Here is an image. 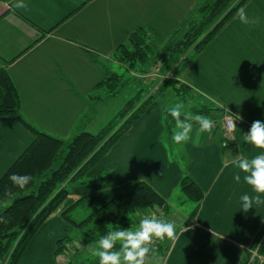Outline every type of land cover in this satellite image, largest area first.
I'll return each mask as SVG.
<instances>
[{"label":"crops","instance_id":"1","mask_svg":"<svg viewBox=\"0 0 264 264\" xmlns=\"http://www.w3.org/2000/svg\"><path fill=\"white\" fill-rule=\"evenodd\" d=\"M202 1L23 0L27 7L17 8L18 0H0V69L6 67L20 94L24 119L65 142L80 132H98L105 112L100 125L88 112L114 99L100 84L114 66L127 70L114 58L116 49L140 28L162 38L174 35ZM243 8L260 23L244 25L235 15L178 73V80L203 100L199 108L209 105L242 116L234 132H225L220 121L211 133L197 134L193 120L192 138L178 144L172 139L175 125L169 136L164 121L169 107L156 98L89 171L86 183L70 185L72 198L100 204L142 181L164 197L170 208L161 219L175 221L177 237L161 241L151 264H242L264 227V204L241 210L240 197L254 193L243 173L239 183L234 179L235 156L251 158L260 151L243 134L253 121H264V0H249ZM113 109L110 116L119 111ZM33 140L23 122L0 115V176ZM185 176L202 189L200 201L180 191ZM71 230L61 211L55 212L18 264H61L57 242ZM256 264H264V252Z\"/></svg>","mask_w":264,"mask_h":264},{"label":"trees","instance_id":"2","mask_svg":"<svg viewBox=\"0 0 264 264\" xmlns=\"http://www.w3.org/2000/svg\"><path fill=\"white\" fill-rule=\"evenodd\" d=\"M248 1L203 0L174 35L162 38L152 30L140 28L130 34L127 44L116 49L114 58L128 64L129 69L152 58L154 62L161 60L166 69L189 52L195 56L203 51ZM160 42H165L166 54L158 49ZM122 78V75L112 72L100 86L108 89L111 96L116 95L119 87L125 85ZM167 83L165 87L176 82L168 80ZM175 89L185 92L190 87L180 84ZM154 99V96H150L137 108L134 101H129L118 115L122 119L121 123L110 122L97 133L80 132L67 144L24 119L20 94L6 67L0 69V115L15 117L34 135L33 142L7 172L0 176V218H3V222H0V264H18L32 237L57 211H61L63 218L81 231L82 235L78 238L88 243L91 240L97 242L100 237L116 228L136 225L140 222L138 215L142 211L159 209L166 213L169 210L170 203L143 181L130 192L104 204L88 197L72 198L69 189L73 183H86L89 171L144 114ZM195 111L214 119L217 117L215 112L220 109L205 105L195 108ZM165 125L171 136L175 120L168 110L165 113ZM58 162L59 166L55 167ZM13 173L29 175L32 180L24 189H20L9 179ZM180 191L194 202L200 201L204 195L200 186L189 176L183 177ZM77 207L88 210L87 217L81 221L72 216ZM68 238L69 236L58 241V255L65 247V242L70 240ZM256 244L262 254L264 227L253 245ZM257 260L255 257L250 258L249 254L242 264H256ZM68 263L71 260L66 264Z\"/></svg>","mask_w":264,"mask_h":264},{"label":"clouds","instance_id":"3","mask_svg":"<svg viewBox=\"0 0 264 264\" xmlns=\"http://www.w3.org/2000/svg\"><path fill=\"white\" fill-rule=\"evenodd\" d=\"M15 6L17 8L27 7L23 0H18ZM236 15L244 25L260 23L258 17H249L243 7L238 9ZM168 111L175 120L176 131L173 133L172 139L178 144L186 143L192 138L193 120L199 125L197 134L211 133L215 126V122L208 117L193 116L191 113L185 112L184 105L181 103H177ZM233 116L236 119H229L230 130L237 127L236 121L243 119L240 115ZM243 140L253 148L260 150L259 154L251 158L236 155L233 159V164L238 169L234 176L235 181L239 183L241 181L240 173H243V181L254 193V195L245 193L240 197L241 210L246 213L254 208V205L264 204V199H262L264 197V121H253L248 132L243 134ZM9 179L15 186L24 189L31 182L32 177L13 173ZM0 222H3V218H0ZM176 228L175 221L144 215L140 219L138 228L119 227L100 237L97 241L98 247L93 250V254L98 257L99 264H151L154 253L152 246L155 241L175 240L177 237ZM187 230L185 228L184 232Z\"/></svg>","mask_w":264,"mask_h":264},{"label":"rangeland","instance_id":"4","mask_svg":"<svg viewBox=\"0 0 264 264\" xmlns=\"http://www.w3.org/2000/svg\"><path fill=\"white\" fill-rule=\"evenodd\" d=\"M164 44L165 42H160L158 49L163 54L164 53L166 54V50L164 49ZM193 55L194 54H191L190 52L185 54L177 62H174V64L170 65V67H166V69L164 67V63L161 62V60L158 62H154L152 58L144 63L135 64L134 67L130 69L128 68V64L116 59V61L125 65L127 68V70L122 69L117 66H114L113 68L116 71V72L115 71L113 72L118 73L119 75L123 76L122 82L125 85H122L119 87V92L116 95H112L114 96V99H110L106 101L104 105H99L94 108H91L88 112L90 113L89 117H94V119L97 117L96 120L99 121V125H100V122H101L100 116L103 112H105L104 113L105 116L102 118L105 125L102 128L106 127L110 122H113V121L121 123L122 119L118 115L127 106L129 101H134L135 108H137L145 101V99L149 98L150 96H154L155 99L156 98L160 99L169 108L174 107L177 103H181L184 105L185 112L191 113L192 115L197 113L195 112V108H199L198 102L204 103L203 100L200 99L201 97L198 95H195V92L192 89L187 90L185 92L182 90L177 91L175 89V88H179L180 84H182L178 80L179 70L183 66L184 68H186L187 65L198 54L195 56ZM168 80L169 81L171 80L176 83L171 86L169 84L165 87ZM105 93H106V96H111L108 93V89L106 88H105ZM199 106L202 107L203 105L199 104ZM110 109H113L115 112L117 111V109H119V111L116 114H113V115L111 114L112 116H110V112L111 113L113 112L112 110L110 111ZM215 113L217 114V117L212 120L216 123H220V121L222 123V120L226 113H223L220 111H216ZM99 131H100V128H99ZM69 142L70 140L66 141L67 144ZM66 152L67 151L65 150V153ZM100 160L98 161V163L100 162ZM59 164L60 162H58L55 167H58ZM39 181L40 180H38V182ZM69 188L71 189V186H69ZM110 200H111V197L109 196V198L107 200H103L102 203H106ZM87 215H88V210L82 207H77L72 213L73 218L78 221L85 219ZM67 223L68 225L72 226V224L69 223L68 221ZM138 226H139V223H137L134 226L131 225L128 227H132L133 229H136L138 228ZM72 228H73V230H71L72 232L70 231V233H68L67 235L69 236L68 239L70 240H67L65 242L66 243L65 247L62 249L59 255H64L65 258L67 257V259L72 260V258L76 256V254H78L79 258L75 260L73 264H92L93 261L98 260V257H96L93 254V250L98 247L97 242H95L94 240H91L88 243L81 241L80 238H78L79 236L82 235L81 231L75 228L74 226H72ZM57 245H58V242H57ZM257 245L258 244L252 246L250 250V258H254V257L259 258V256L261 255L258 251L259 246ZM68 264H72V263H68Z\"/></svg>","mask_w":264,"mask_h":264},{"label":"built area","instance_id":"5","mask_svg":"<svg viewBox=\"0 0 264 264\" xmlns=\"http://www.w3.org/2000/svg\"><path fill=\"white\" fill-rule=\"evenodd\" d=\"M230 118L235 120V117L230 112H228V113L225 114V116H224V118L222 120V127L225 130V132H227L228 134H232L234 132V130H235V129L234 130H230L229 129V119ZM214 127H217V123L216 122H215V126ZM162 214H163V212L160 211L159 209L145 210V211L140 212L138 217L141 219L144 215H152V216H155V217L161 219ZM152 247L154 249V252L158 251L159 249H161V241L160 240L155 241V243L153 244ZM58 256H59L61 264H66L69 261V259H67V257L65 258L64 255H58Z\"/></svg>","mask_w":264,"mask_h":264}]
</instances>
